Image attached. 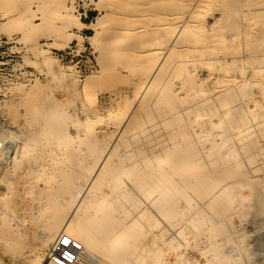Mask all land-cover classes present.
<instances>
[{"label": "rangeland", "instance_id": "rangeland-1", "mask_svg": "<svg viewBox=\"0 0 264 264\" xmlns=\"http://www.w3.org/2000/svg\"><path fill=\"white\" fill-rule=\"evenodd\" d=\"M75 1L0 0V136H4L0 149V264H21L23 256H27L23 264H31L30 256L40 253L36 264H44L49 246L39 238L41 233L54 236L52 244L60 233L73 235L81 220H90L91 229L109 213L116 237L130 243L138 232L137 258L145 264H264V212L254 205L250 190L257 185L264 203V40L259 38L264 16L253 17L251 57L241 58L244 66L252 67V82L248 87L227 89L220 96L216 104L221 107L219 129L208 122L212 107L192 105L190 93L175 97L171 89L159 91L166 80L163 75L155 77L154 70L141 76L148 68L145 61L115 59L112 51L107 56L100 52V41L106 35L96 34L94 28L107 14L122 10L114 0H81L95 8L90 33L82 34L87 37L84 45L89 60L77 63L61 57V49L72 40L82 43V36L72 31L77 27H66L62 15L68 13L73 22H81L75 14ZM24 3L30 11L27 15L19 13ZM112 5H117L116 11ZM22 21L38 25L39 53L33 51L34 45L21 40ZM69 33L74 34L72 38ZM126 36L110 50L132 42L133 37L127 40ZM241 46L232 49L237 58L248 50ZM45 62L51 64L52 72H47ZM211 68L202 67L199 80L203 86H207ZM221 68L227 76L232 74L231 64ZM154 80L157 88L146 87ZM186 82L178 77L174 88ZM230 99L232 105L227 107ZM189 116L200 124L205 142H194L196 137L187 127ZM232 127L237 128V136L227 149L219 135ZM248 127L251 131L246 133ZM65 129L68 132L63 136L60 133ZM122 134L127 136L125 141ZM213 143L219 145V154L215 148L207 149ZM15 153L13 172L2 171ZM174 163L187 165L178 171V178L196 170L209 173L189 182L184 190L185 197L193 199L189 205L178 194L169 193L167 183L158 179L157 172ZM238 173L251 177V186L240 181ZM75 184L87 187L84 199L78 208L58 215L51 191L61 186L56 197L67 198L68 188ZM101 192L111 197L107 206L94 200ZM195 210L203 215L194 217ZM65 217L70 224L64 232L60 225L53 229ZM217 227L221 229L213 230ZM97 257L98 264H103ZM131 258L129 254L124 259L129 262Z\"/></svg>", "mask_w": 264, "mask_h": 264}, {"label": "bare ground", "instance_id": "bare-ground-1", "mask_svg": "<svg viewBox=\"0 0 264 264\" xmlns=\"http://www.w3.org/2000/svg\"><path fill=\"white\" fill-rule=\"evenodd\" d=\"M114 1H116V4L119 5L118 7H120L122 10L119 12V8H117V12H111L112 14H107L106 16H104L102 21L98 20L97 28H94V32L96 34H99L102 37L106 35L105 38L103 37V40L100 41V52L102 54H106L107 56L108 52L112 51V56L115 57V59L116 57H137V59L145 61L148 68L141 71V76H149V70H154V74H156L155 77L163 75L166 80L165 84L162 85L163 87L158 88L159 91L164 88L171 89L173 96H175V94L179 95L190 93L192 95V105L203 107V109H209V107H212L214 110L209 113L208 122L213 124L214 128L216 127L220 129L221 122L219 120L218 114L220 113L221 107L216 105L217 103H219L218 100L220 99V96L227 89H235L238 86L248 87L250 82H252V67L244 66V60L242 61L241 58L251 57L249 48L253 42L251 33L252 20L254 16H264V0ZM111 2L113 1L111 0ZM113 6L114 5H112V7ZM115 6L117 7V5ZM27 7V4L24 3L19 13L24 15L29 14L30 11ZM112 7L111 9L113 11L114 7ZM115 8L114 11H116ZM32 14L35 15V12H32ZM62 15L65 18L66 27H70V25H72L76 26L77 29L80 30L85 27V25H83L79 21L73 22L71 16L68 13H62ZM37 28L38 25L22 21V24L20 25V32L23 35V38L21 40L25 44H31L32 46L34 45L33 51L39 53L40 50L37 42ZM261 33L262 35L259 38L264 40V21L261 24L259 35ZM123 34L127 35V40L129 37H133L132 42H130L123 48L110 50L112 46L122 41L121 36ZM73 35L74 34L69 33L68 37L72 38ZM81 38L83 42L84 38ZM237 44H240L242 45L241 47L248 49L246 52L244 51L242 53V56L240 58L234 56V53L232 52V49ZM34 52L33 54H36ZM45 64L47 72H52L53 67L51 66V64L49 62H45ZM224 64H231V75L227 76L224 73V69L221 68ZM206 65H210V68L211 66H213L211 68L210 75L206 80V84L208 87L206 85L203 86V83L201 82V80H199V75L202 67ZM178 77H184L187 82L181 84L179 88L175 89V85L173 84V82L178 79ZM157 84V81L154 80L150 82V84L148 82L146 87L157 88ZM205 87L207 88V90H205ZM155 96L158 97L157 94ZM234 99L237 98L235 97ZM232 102V99H230L227 103V107L231 106ZM186 113L189 112L186 111ZM187 127L193 132L196 137V141L194 142L202 143L206 141L205 138L207 137H204V135L202 134L203 130L196 119H193L191 116H189L187 120ZM250 128L248 127V131L246 133H249V131H251ZM236 129L237 128L232 127L225 133L219 135V142L221 143V145H225L227 149L230 148L231 141L235 136H237ZM67 132L68 130L65 129L60 134L66 136ZM3 137L0 136V142L4 140ZM126 138V134L121 135V139L123 141H125ZM218 146L219 145H217V143H213L209 145L207 149L212 150L213 148H215L214 152L219 154L220 148ZM198 150L201 151L203 149ZM178 152L183 153L182 150ZM16 153L11 161L6 162V164L2 168V171H8V173L13 172L11 171V169L14 170L15 168L12 167V162L16 160ZM62 162H65V160ZM193 167L194 165L192 166V168ZM186 168L187 165L184 166L183 164L174 163V166H172L168 170L157 172V174L160 181H164L167 183V189L169 193L171 192L173 195L178 194L179 198H181L186 205H189V203H191L193 199L191 200L185 197L184 190L188 187L189 182L192 179L199 180L201 178H206L207 176H209V173L205 174L200 170H196L197 172H194L188 177L178 178L180 177L178 175V171L179 173H181L182 170ZM62 173L64 172L62 171ZM210 174L212 175L213 173L211 172ZM73 176L75 177L77 175L73 174ZM69 177L71 178V176ZM237 177L246 185L251 186V177H248L245 173H238ZM58 187H55V189L51 191L50 195L53 203H55V207L58 208V215H64L69 209L78 208L80 206V201L84 199L85 192L87 191V187L81 186L80 188H78V186L75 184L73 188H68V192L70 194L69 197L62 198L61 196V199L58 200L56 197L60 192ZM250 190L251 199L254 202V205L259 208V210L264 212V203L259 187L257 185H252V188ZM113 195L112 198L117 194H115L114 196ZM101 197H105L103 196L102 192ZM101 197L98 194L94 198L95 202L98 203L101 207L107 206L112 201L110 199L111 197H105L104 200ZM46 215H48V212L44 215L45 222L48 221V216ZM192 215L194 217H198L203 214L200 210H195L193 211ZM67 217L62 218L59 221L60 223L55 225L53 229L58 228L60 225L61 231L64 232V229L68 226V224H70V221L67 220ZM81 223L82 225L80 229H76L73 235L68 234L72 238L79 241L84 248L80 264H98L96 258L99 257L97 256H100V258L104 261L103 264H132V261H135L134 264H145L141 259L137 258L136 244L138 243V232L135 231L134 233L135 238H133L132 240L133 243H129L125 238L116 237V234L114 232L115 227L111 223L110 213L103 215L102 218L95 221V223H97L98 225L97 227L89 229L88 224H90L91 222L88 219L81 220ZM130 226L131 225H129V227ZM220 229L221 228L217 227L213 230L218 231ZM12 231L14 232L15 228ZM39 238L45 241V247H50V244L55 237L41 233ZM46 241H48L49 244ZM43 247L44 245L41 246V249ZM40 254H33L32 256H30L32 257L30 261L28 256L29 263L31 262V264H36L40 257ZM129 254H131L132 258L129 262H126L124 258ZM26 257L27 256L21 257L19 262L21 264L26 262ZM44 264H51L48 258V253L46 255ZM152 264H155V262H152Z\"/></svg>", "mask_w": 264, "mask_h": 264}, {"label": "built area", "instance_id": "built-area-1", "mask_svg": "<svg viewBox=\"0 0 264 264\" xmlns=\"http://www.w3.org/2000/svg\"><path fill=\"white\" fill-rule=\"evenodd\" d=\"M74 6L76 8L75 14L79 16L80 21L88 20L92 23V20L89 19V13L95 8L92 7L90 3L86 6L83 1H75ZM74 33L82 36L85 39L87 37L82 34L86 31L85 28L81 30L72 29ZM84 41L79 44L76 39L72 40L65 48L61 49V57L70 58L71 61L77 60V63L83 61L87 63L89 60V52H87V47L84 45ZM2 144L0 142V149ZM83 246L76 239L72 238L66 233H60L56 240L51 244L48 249V258L51 264H80V260L83 255Z\"/></svg>", "mask_w": 264, "mask_h": 264}, {"label": "crops", "instance_id": "crops-1", "mask_svg": "<svg viewBox=\"0 0 264 264\" xmlns=\"http://www.w3.org/2000/svg\"><path fill=\"white\" fill-rule=\"evenodd\" d=\"M94 14H95V10L94 11L92 10L89 13V19H93L94 18ZM81 23L86 26L85 27L86 30H90V28H89V26L91 25L90 21H88V20H82Z\"/></svg>", "mask_w": 264, "mask_h": 264}, {"label": "trees", "instance_id": "trees-1", "mask_svg": "<svg viewBox=\"0 0 264 264\" xmlns=\"http://www.w3.org/2000/svg\"><path fill=\"white\" fill-rule=\"evenodd\" d=\"M85 32H89V33H90V31H89V30H86Z\"/></svg>", "mask_w": 264, "mask_h": 264}]
</instances>
